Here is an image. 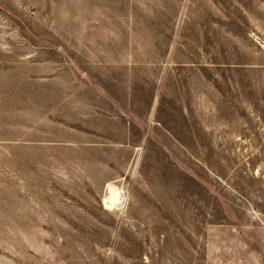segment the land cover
<instances>
[{
  "label": "rangeland",
  "instance_id": "obj_1",
  "mask_svg": "<svg viewBox=\"0 0 264 264\" xmlns=\"http://www.w3.org/2000/svg\"><path fill=\"white\" fill-rule=\"evenodd\" d=\"M171 1L142 0L155 21L134 28L138 3L0 0V264H264V28L241 25L244 0H209L203 21L201 0ZM108 5L114 43L160 50L130 52L153 82L132 78L140 105L113 110L144 131L106 122L86 88L125 96L89 51ZM176 14L168 48L158 22Z\"/></svg>",
  "mask_w": 264,
  "mask_h": 264
},
{
  "label": "crops",
  "instance_id": "obj_2",
  "mask_svg": "<svg viewBox=\"0 0 264 264\" xmlns=\"http://www.w3.org/2000/svg\"><path fill=\"white\" fill-rule=\"evenodd\" d=\"M123 1H126V3H132L133 5H135V3H138L139 6H143V2L142 0H123ZM202 3H205L207 5V10L206 12H198L197 15H196V19H199V20H205L206 18H204L202 15H207V19L209 18V0H201ZM245 3H249V7L246 9V8H243V4H238V3H235V8L237 10H239L240 14H241V25L244 26L245 28H249L251 31L250 33H252V29L253 30H260L261 28H264V0H244ZM171 3H176V0H172ZM243 3V2H242ZM107 9H110L111 10V21L110 23H107L106 24V28H105V35L107 36V38L110 36L111 37V42H108L107 43V38H105V41L106 43L105 44H96L95 47H89V51L91 52H94L96 53V55L98 57H101V60H97L98 64L95 66V67H99L100 64L104 62V64L102 66H106L107 67H110V69H107L106 72H103L101 73V75L99 76H95V79L96 77H101L102 79H105V80H111L109 82L113 83L114 84V87L116 89L114 90H119L120 92H123L125 93V96L122 100H119V99H115L114 97L111 96V94L109 92L107 93H103L102 88L99 87L97 84H96V81L91 83V85H88L86 88H88L89 90H91V92H95L97 95H98V98L100 101L101 100H104L105 104L107 105L108 108H110V112H104L105 115L109 116L108 119H106V122L108 121H111L112 124H117L119 121L123 122L125 125L126 123H129V124H132V125H137V126H140V127H137V129L139 130H143L144 126L142 125V122L141 120L134 114L130 113L127 114V113H120V114H114L113 113V110L115 109H121L123 110V108H135V107H138L140 105V102H138L137 99H134L133 96L131 94L128 95V91H133V87L132 85L135 84V80L132 79V78H135L136 81H137V84L140 83H143V84H146L145 87H144V90L142 92H146L147 93V85L149 83L152 84L153 80L150 79V78H153L152 76H148V74L146 73L147 70H144L143 68L145 69H149L150 71H152L150 68L153 67L154 65V60L150 59V60H145L144 58L141 59V56L139 59H136L135 61H130V52H154V51H160L157 44H153L152 42H150V40L148 39V35L146 33V39L144 40V43H128V44H124V43H120L119 42V39L117 38L116 42L114 43L113 42V38H114V21H113V6L110 8V5L107 6ZM142 12L145 13V17L146 18V21H141L140 25H137V24H134L133 27L136 28L137 26H144L145 28H148V24L147 22H152V21H155L152 17V13L150 14L149 13V10H148V7H144L141 9ZM161 11L164 13V8H161ZM85 13V12H84ZM127 12H123V15H122V18H123V21H127L128 18L125 17V16H128ZM95 15V13H94ZM98 15V13H97ZM108 15V14H107ZM177 14L174 16L173 18V22H172V19L167 17V20L166 22L164 23L162 21V18L164 17H161V19L159 20V26L161 28H165L167 31L169 30V28L171 29L170 33V37L168 38V43L165 41V44L167 43L168 45V48H173V43L171 42V39H172V35L174 34V30L176 29V25H175V18H176ZM86 14H83V11H82V14H80L79 18H77L79 20V26L81 29H85L84 25H85V22H86ZM191 17V19L194 17L193 15L189 16ZM218 28L219 30L223 27V32L219 31V34L221 36H223V38L225 39L226 37V31H225V24H222L221 23V20H225L226 17L225 15H223V19L220 17V11L218 12ZM191 19L190 18H187V21H186V24L185 26L188 28L190 23H191ZM210 19V18H209ZM194 25V24H193ZM83 27V28H82ZM123 28H128L131 29V24L130 25H127V24H124L122 22V29ZM104 30V29H102ZM107 30H111V33H109ZM148 29H146L147 31ZM167 34V32H166ZM104 33H101V36H103ZM104 35V36H105ZM163 37L164 36H161L160 37V40L159 41H164L163 40ZM170 39V41H169ZM192 41H193V38H191ZM189 43V41H188ZM170 46V47H169ZM167 48V50H168ZM75 50V49H74ZM80 50H83L85 51V49H80ZM103 51L107 52V51H110V57L107 58V59H102L103 57L100 55V53H102ZM116 51L118 52H121V55H118V58L116 56L117 59H115V56L113 55V53H115ZM93 56V55H92ZM131 62V63H129ZM131 64V65H130ZM171 64V63H169ZM123 69V70H122ZM167 74V73H166ZM135 75V76H134ZM131 77V78H130ZM169 78V74L167 76ZM166 77V78H167ZM141 84V85H143ZM156 90V89H155ZM154 90V91H155ZM134 91H138V89L136 88ZM152 92V91H151ZM150 92V93H151ZM109 95V97H108ZM150 96V95H149ZM153 97H154V92L152 93V95L150 96V101L147 105H145V107H148L151 108L153 104H151L153 102ZM90 107H97V108H100L102 107L100 104H91V105H87L85 104V108H90ZM146 115H148L146 113ZM131 116V117H129ZM128 118V119H126Z\"/></svg>",
  "mask_w": 264,
  "mask_h": 264
},
{
  "label": "bare ground",
  "instance_id": "obj_3",
  "mask_svg": "<svg viewBox=\"0 0 264 264\" xmlns=\"http://www.w3.org/2000/svg\"><path fill=\"white\" fill-rule=\"evenodd\" d=\"M114 199L112 198V196L110 197V198H108V199H106L105 200V203L107 204V205H109V206H112V205H114ZM117 204V203H116Z\"/></svg>",
  "mask_w": 264,
  "mask_h": 264
}]
</instances>
